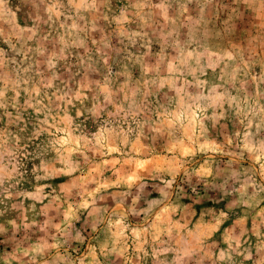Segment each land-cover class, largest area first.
Segmentation results:
<instances>
[{
  "label": "rangeland",
  "instance_id": "374dc122",
  "mask_svg": "<svg viewBox=\"0 0 264 264\" xmlns=\"http://www.w3.org/2000/svg\"><path fill=\"white\" fill-rule=\"evenodd\" d=\"M0 264H264V0H0Z\"/></svg>",
  "mask_w": 264,
  "mask_h": 264
}]
</instances>
